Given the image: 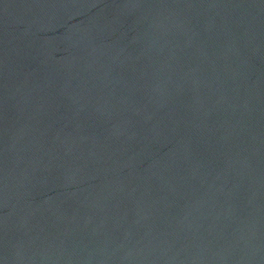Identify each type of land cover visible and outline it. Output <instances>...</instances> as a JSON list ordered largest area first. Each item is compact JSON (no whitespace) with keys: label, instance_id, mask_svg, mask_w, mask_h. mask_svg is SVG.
<instances>
[{"label":"water","instance_id":"95a60500","mask_svg":"<svg viewBox=\"0 0 264 264\" xmlns=\"http://www.w3.org/2000/svg\"><path fill=\"white\" fill-rule=\"evenodd\" d=\"M0 264H264V0H0Z\"/></svg>","mask_w":264,"mask_h":264}]
</instances>
